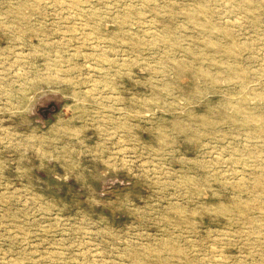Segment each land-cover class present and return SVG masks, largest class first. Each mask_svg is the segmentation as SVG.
<instances>
[{
	"label": "rangeland",
	"instance_id": "374dc122",
	"mask_svg": "<svg viewBox=\"0 0 264 264\" xmlns=\"http://www.w3.org/2000/svg\"><path fill=\"white\" fill-rule=\"evenodd\" d=\"M0 264H264V0H0Z\"/></svg>",
	"mask_w": 264,
	"mask_h": 264
}]
</instances>
